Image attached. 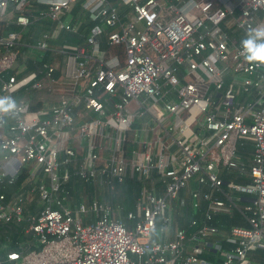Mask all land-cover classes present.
Returning a JSON list of instances; mask_svg holds the SVG:
<instances>
[{"label": "built area", "instance_id": "1", "mask_svg": "<svg viewBox=\"0 0 264 264\" xmlns=\"http://www.w3.org/2000/svg\"><path fill=\"white\" fill-rule=\"evenodd\" d=\"M77 1L0 0V20L25 27L49 18L35 45L47 49L61 31H77L79 22L66 15ZM230 1L121 0L133 14L124 19L109 0H86L84 9L102 24L92 28L88 47L73 51L72 93L47 112L32 110L20 91L54 80L55 67L44 64L45 79L23 74L20 32L0 37V99L15 104L0 111V188L5 178L14 185L22 167L28 170L16 192H0V222H22L27 236L0 264H213L209 250L222 256L218 264H264L252 259L264 250V63L248 61L242 45L250 29L264 26V0ZM104 35L109 44L125 45L124 65L106 58ZM145 115L152 124L132 128ZM131 129L138 138L128 157L122 145ZM149 132L154 139L140 137ZM242 138L253 142L249 163L239 154ZM200 171L198 186L211 193L192 187ZM223 171L248 181L231 180L224 190ZM130 174L143 185L135 209L122 217L124 206L112 197ZM68 183L82 192L98 186L110 200L83 192L70 205ZM201 196L205 221L197 226L193 218L194 231L181 226L171 237L174 201L185 206L190 198L197 210ZM230 207L248 226L222 233L207 222ZM158 220L165 237L152 241Z\"/></svg>", "mask_w": 264, "mask_h": 264}, {"label": "trees", "instance_id": "2", "mask_svg": "<svg viewBox=\"0 0 264 264\" xmlns=\"http://www.w3.org/2000/svg\"><path fill=\"white\" fill-rule=\"evenodd\" d=\"M86 0H78L69 12L66 13L68 15L71 11L75 13L77 19H82L81 24L78 26L77 31H69L63 30L58 35V38L55 40H51L50 46L47 49H40L36 45L37 39L42 34L43 31L48 30L50 28L51 21L49 18H41L39 20H35L33 23L23 27L17 25L15 22H10L8 20H0V37L5 36L8 32L18 31L21 34V45L20 49L23 53H26L27 59L24 61L25 71H35L36 77L41 78L45 74L43 67L44 64H51L55 66V71L53 73V77L56 79H62L65 77V67L69 63L68 56L71 60V69L70 73L75 74L76 66H77V58L74 54V50L80 46L88 47V36L91 33L92 28L97 24L101 23V18H92L90 14L84 9L83 4ZM112 4H116L120 11L123 12V4L121 0H109ZM65 17V16H64ZM72 21H75L74 18H71ZM112 27H107L106 31H111ZM107 36L104 35L100 40V47L106 51V58L118 57L121 61V65H124L126 60L125 55V45L122 44H109L107 41ZM64 46L71 52H59L54 49V47ZM69 58V59H70ZM76 63V66H75ZM40 89L37 88H25L23 87L20 91V95L26 94L30 99L35 98V94ZM239 98H243V95H240ZM43 107V103L40 101H36L35 103H31L32 110H39ZM140 121H136L133 124V127L139 125ZM137 138L138 135L134 133V129L127 131V137L125 138L122 149L124 151L125 156H131L132 150L137 146ZM240 144L243 145L244 140L240 139ZM28 175V170L25 167H22L19 173L16 175V183L14 185H8L7 179H4L3 186L0 188V192H5L7 195H11L13 192H16L21 186L22 181ZM221 177L224 179V183L222 184V189L228 190L227 183L231 180H238L242 182H247L248 178H232L231 174L223 171L221 173ZM155 179H159V175L155 176ZM143 182L137 178V175L130 174L125 182L119 186V193L114 198L112 197V202L116 205L117 203L123 204V209L119 211L120 216L124 217L128 210L135 209V201L138 195V191L142 187ZM73 184L68 183L67 188L71 189L73 193V199L70 201V205H76L79 203V200L76 199L75 191L73 189ZM200 188L202 193H211L213 188L207 185H199L196 186ZM95 188L92 186L90 192L93 193ZM107 193V192H106ZM219 194V193H217ZM110 200L109 194H107L106 201ZM190 198L188 203L185 206H181L179 201H174V210H172V230H175L178 227H185L188 232L194 231L197 226L201 225L206 219V201L203 196L200 199V207L199 209H194L192 206V202H190ZM44 205V204H43ZM41 204V206L43 207ZM35 205H32L33 208ZM196 218L198 220L197 226H191V220ZM207 222L209 224L217 226L222 233H227L233 226H248V222L246 218L242 215V213L235 207H230L227 209H223L214 214L211 219H208ZM161 221H157L156 228L153 229L151 234L152 241H160L163 240L165 234L160 231ZM23 228L22 222H9L2 223L0 222V256H4L7 251L11 249L18 250L17 242L20 240H26L27 236H25L21 230ZM223 248L228 249L229 244L224 240L222 242ZM32 248L26 247L24 251H28ZM209 254L207 257L214 258L213 264H218L221 261L222 256L219 252L215 250H209ZM252 259L255 262L260 260H264V250H256L252 255Z\"/></svg>", "mask_w": 264, "mask_h": 264}, {"label": "crops", "instance_id": "3", "mask_svg": "<svg viewBox=\"0 0 264 264\" xmlns=\"http://www.w3.org/2000/svg\"><path fill=\"white\" fill-rule=\"evenodd\" d=\"M237 1L238 0H231L228 3V5L232 6ZM120 5H123V7H124L123 12L119 10L120 13L122 14V16L124 17V19H132L133 18V14L131 13V10L127 6H125L124 4H120ZM67 18L72 23H76V25H77V22H79L78 26L82 22V19H77V17L75 16V13L73 11H71L67 15ZM71 18H74L75 21H72ZM257 27H264V26L262 24H257L255 26V28H257ZM40 37H41V35L39 36V38ZM53 40H55V39H53ZM63 48H65V47L64 46L54 47V49L59 51V52H62L60 50H62ZM24 54H26V53H24ZM27 56L28 55L26 54V59H27ZM69 58L70 57L68 56L69 63L65 67V77L64 78H62V79H56L55 78L54 80H50L49 78L44 77L45 74L43 76H41V79L43 77H44V79L46 78V81H44V86L41 87V88H37V89H40V90L36 92L35 98L31 99V102H33V103H35L36 101H40L41 103H43V107L41 109H39V110H41L43 112L49 111L50 107L53 104L58 103L60 101V99L62 98V96L69 95V94L72 93L73 86H74V78H73L74 74L70 73V72H71V69H74V67H71L70 63H71L72 59L71 58L69 59ZM75 66H76V63H75ZM22 72H23V74H29V73H32V72H35V71L26 72L25 71V64L23 63ZM233 82L235 84L239 85V83L241 81H240L239 78H235V80H233ZM138 121H140V122H139V125L136 126V127L139 128V129L144 128L146 124H152L149 115H145V116L140 117L138 119ZM140 137L141 138H143V137L145 138L146 137L148 140H151L152 138L154 139V135H151L150 132L146 136H144L141 133ZM242 139L244 140L245 143L243 145H241L242 143L240 144V141H239V143H238L239 154L242 156V158H243V160L245 162L249 163L251 158H252V154H253V142L250 139H248V138H242ZM96 141L98 143H101V139L96 138ZM78 152H79V154H82L83 153V149H79ZM91 187H89V189L87 187L86 190L85 189L83 190V192H86V193L88 192L90 194V196L94 195V196H97V197H99L101 199H104V200L107 199V193H106L105 189H100L98 186H93L95 188V191L93 193H91L90 192ZM74 190L75 191H73V192L74 193L76 192L75 193L76 199H78L80 201L82 199V193H83L82 190L80 189V185L75 186ZM170 236L173 237V234L171 233V231H170Z\"/></svg>", "mask_w": 264, "mask_h": 264}, {"label": "clouds", "instance_id": "4", "mask_svg": "<svg viewBox=\"0 0 264 264\" xmlns=\"http://www.w3.org/2000/svg\"><path fill=\"white\" fill-rule=\"evenodd\" d=\"M255 33L253 36L252 33ZM258 38H264V27L250 29L248 38L242 40V45L248 50L249 55L246 57L248 61H258L264 63V42H257ZM15 107L14 102L0 99V111H8Z\"/></svg>", "mask_w": 264, "mask_h": 264}, {"label": "rangeland", "instance_id": "5", "mask_svg": "<svg viewBox=\"0 0 264 264\" xmlns=\"http://www.w3.org/2000/svg\"><path fill=\"white\" fill-rule=\"evenodd\" d=\"M200 175H201V171L197 172L196 174H194L192 176V179H191L192 187L195 188L196 186H198V179H199Z\"/></svg>", "mask_w": 264, "mask_h": 264}]
</instances>
